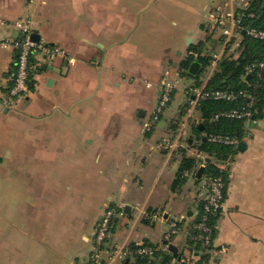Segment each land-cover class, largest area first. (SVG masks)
Instances as JSON below:
<instances>
[{"label":"crops","instance_id":"0c3cea01","mask_svg":"<svg viewBox=\"0 0 264 264\" xmlns=\"http://www.w3.org/2000/svg\"><path fill=\"white\" fill-rule=\"evenodd\" d=\"M220 2L0 0V42L9 44L0 46V264H90L108 208L123 213L114 219L112 242L184 253L206 196V166L197 159L206 155V117L189 87H207L225 55L241 56L247 35L223 50L210 16ZM20 21L30 22L35 42L65 54L34 55L29 92L8 108ZM195 45L211 60L206 68L194 60L201 69L187 70L189 77L184 68L197 58ZM246 76L245 89L264 86ZM164 82L176 88L160 121L146 131ZM213 102L246 106L252 115L236 122L241 137L223 170L226 206L209 263L264 264V100L250 94ZM183 123L180 145L162 146ZM188 159L192 164L182 169ZM140 209L158 216L147 219ZM172 222L178 236L170 233ZM133 263L145 264L126 261Z\"/></svg>","mask_w":264,"mask_h":264},{"label":"built area","instance_id":"2783aa9c","mask_svg":"<svg viewBox=\"0 0 264 264\" xmlns=\"http://www.w3.org/2000/svg\"><path fill=\"white\" fill-rule=\"evenodd\" d=\"M250 1L253 0H221L215 10L210 14L214 23L213 27L219 30L223 36V50L232 47L235 40L241 38L243 31L254 40L264 42V30L253 27L247 28L242 22V13L248 8ZM264 1V0H256ZM249 17H254L253 13ZM19 29L18 39L14 42L17 49V63L13 82L4 98V104L8 108L16 105L19 98L26 95L31 87L32 78V58L34 55H42L48 58H55L57 55L65 54V51L59 47L49 45L43 42H35L32 39V26L30 22L20 21L17 23ZM0 46L9 47V44L0 42ZM240 46V43L238 44ZM220 54L215 56L216 61ZM215 60L212 61L211 67H216ZM246 73L255 77L259 85L264 80V59L253 62L246 68ZM176 85L172 82H164L160 87L161 96L156 109L149 120L144 123V129L150 131L161 119L165 109L171 100ZM189 91L194 95L193 104L206 101H225L237 102L242 98L250 96L248 89L235 92L228 89H208L206 86L198 88L189 87ZM252 112L249 107L234 106L229 109L221 110L214 118L215 121L224 118L231 121L244 120L250 118ZM183 123L175 136L172 138L162 139L161 145L168 150H173L180 145L182 131L185 127ZM206 141L211 144L235 147L239 143V138L224 133L205 132ZM198 155L197 159L203 160V165H207V158ZM229 161L215 162L214 164L221 170H225ZM202 189L205 190L206 196L203 200L200 211L197 213L187 235V249L181 256H170L163 264H210V253L213 250L217 225L214 220H218L225 209L227 183L223 175L210 176L205 175L202 182ZM140 213L147 219H156L158 214L150 213L140 209ZM117 213L115 208H108L99 220L94 234V250L90 255V264H126L131 257L145 259L146 264H157L161 254H165L167 248L150 243H140L132 246L126 242H112L111 232L115 225L114 219ZM170 233L178 236L180 227L177 222L171 223ZM138 264V263H133Z\"/></svg>","mask_w":264,"mask_h":264},{"label":"trees","instance_id":"16d2710c","mask_svg":"<svg viewBox=\"0 0 264 264\" xmlns=\"http://www.w3.org/2000/svg\"><path fill=\"white\" fill-rule=\"evenodd\" d=\"M242 13V22L246 26H253L264 30V1H250L249 6L246 10L241 11ZM253 13L254 17H249V14ZM203 45H195L193 48V52L197 53V58L192 57L185 65L184 74L192 77L187 73L189 65L194 61L198 60L204 68L208 67L210 63V57L202 56L200 49ZM242 53L238 59H232L230 56H226L222 58L220 63L218 64V68L214 71L213 76L210 79L209 84L207 85L208 89H228L233 90L235 92H239L240 90L245 89V82L247 79L246 76V68L253 62L264 59V42L251 39L248 35H245L244 42L241 44ZM196 78L195 86H199V75L194 76ZM251 81L255 82V77L252 76ZM249 81V82H251ZM264 84V80H263ZM264 86L257 87L254 89L253 87L247 88L250 94L256 96L261 101L264 100ZM258 95V96H257ZM260 105V100L258 102V107ZM234 104L229 103H218V102H202L200 109L204 112L206 117V130L209 133H224L232 136H236L240 139L241 135L238 133L239 126H236L241 121H231L228 119L221 118L217 121L210 120L217 113H219L223 109L232 108ZM211 121V122H210ZM201 149L206 152L209 156L207 158L206 165V173L205 175L210 176H218L223 175L225 177V173L223 170L218 168L214 163L215 162H223L227 160L228 156L231 154L230 146H221L216 144H211L208 141L203 142V146ZM192 164V160H186V163L183 165L188 167ZM227 183V181H226ZM227 193V191H226ZM218 220H214V224H217ZM170 256L166 254H161L160 260L157 264H163L167 260H169ZM143 263L146 264L145 259H140Z\"/></svg>","mask_w":264,"mask_h":264},{"label":"water","instance_id":"95a60500","mask_svg":"<svg viewBox=\"0 0 264 264\" xmlns=\"http://www.w3.org/2000/svg\"><path fill=\"white\" fill-rule=\"evenodd\" d=\"M38 37H39V36H38L37 34H34V35L32 36V39H33L34 41H37ZM200 69H201V64H200L199 62H197V61H194V62H192V64L190 65V67H189V69H188V72H189L190 74H192V75H196V74L199 73ZM201 171H202V170H201ZM172 248H173V247H172ZM173 249H175V248H173Z\"/></svg>","mask_w":264,"mask_h":264},{"label":"rangeland","instance_id":"374dc122","mask_svg":"<svg viewBox=\"0 0 264 264\" xmlns=\"http://www.w3.org/2000/svg\"><path fill=\"white\" fill-rule=\"evenodd\" d=\"M164 137H167V136L165 135ZM198 155H201V156L205 157V155H203V154H197V156H198Z\"/></svg>","mask_w":264,"mask_h":264}]
</instances>
